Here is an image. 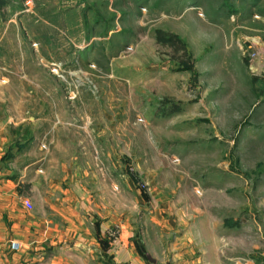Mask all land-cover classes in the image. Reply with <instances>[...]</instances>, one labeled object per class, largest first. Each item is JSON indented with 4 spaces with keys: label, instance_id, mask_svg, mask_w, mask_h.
Instances as JSON below:
<instances>
[{
    "label": "rangeland",
    "instance_id": "374dc122",
    "mask_svg": "<svg viewBox=\"0 0 264 264\" xmlns=\"http://www.w3.org/2000/svg\"><path fill=\"white\" fill-rule=\"evenodd\" d=\"M0 119L102 221L264 264V0H0Z\"/></svg>",
    "mask_w": 264,
    "mask_h": 264
},
{
    "label": "crops",
    "instance_id": "0c3cea01",
    "mask_svg": "<svg viewBox=\"0 0 264 264\" xmlns=\"http://www.w3.org/2000/svg\"><path fill=\"white\" fill-rule=\"evenodd\" d=\"M10 123L0 119V264H221L217 248L185 260L137 237L132 224L99 219L75 162L55 165L43 157V133L32 131V142L31 132L11 134Z\"/></svg>",
    "mask_w": 264,
    "mask_h": 264
},
{
    "label": "built area",
    "instance_id": "2783aa9c",
    "mask_svg": "<svg viewBox=\"0 0 264 264\" xmlns=\"http://www.w3.org/2000/svg\"><path fill=\"white\" fill-rule=\"evenodd\" d=\"M26 205L29 209H32L33 208V205L30 201H26ZM21 248V245L19 242L15 241V243H13V246H12V249L15 250V251H18L20 250Z\"/></svg>",
    "mask_w": 264,
    "mask_h": 264
}]
</instances>
